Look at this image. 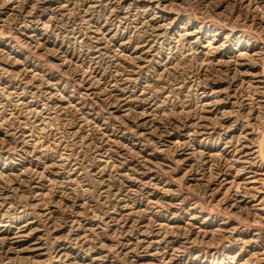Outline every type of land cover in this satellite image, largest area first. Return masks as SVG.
Instances as JSON below:
<instances>
[{
	"label": "rangeland",
	"instance_id": "374dc122",
	"mask_svg": "<svg viewBox=\"0 0 264 264\" xmlns=\"http://www.w3.org/2000/svg\"><path fill=\"white\" fill-rule=\"evenodd\" d=\"M0 264H264V0H0Z\"/></svg>",
	"mask_w": 264,
	"mask_h": 264
}]
</instances>
